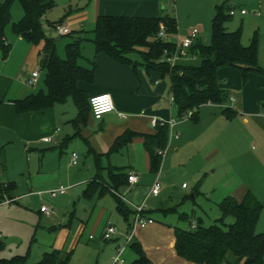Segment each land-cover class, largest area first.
<instances>
[{
  "label": "rangeland",
  "instance_id": "374dc122",
  "mask_svg": "<svg viewBox=\"0 0 264 264\" xmlns=\"http://www.w3.org/2000/svg\"><path fill=\"white\" fill-rule=\"evenodd\" d=\"M225 1L162 0V15L174 17L178 23V34L168 39L176 41L178 38L183 39L193 29H197L199 34L196 41L210 44L216 8ZM262 1L256 0L249 5L244 0H238L239 5L243 4L247 8L248 15L242 17L237 14L226 24L228 32L243 27L242 43L245 46H249L253 38L259 35L261 18L255 14L254 8L257 7L259 10L261 7L262 10ZM54 2L55 7L43 18V25L46 35L61 43L59 55L64 58L66 56L64 44L72 41L73 35L62 37L50 24L68 21L72 11L69 0ZM73 8H76L74 3ZM11 13V23L6 29L8 43L12 45L11 52L7 60L0 58L2 76L0 78L4 83L0 86V110L3 101L7 103L10 100H19L47 91L46 72L41 68L39 82L34 85L27 83L35 68L34 58L37 50L26 63L27 44L22 42L21 37L12 29V23L24 16L19 1L14 2ZM95 28L96 23L85 27L91 34L77 37L84 46L86 43L89 44L83 49V55L87 60L91 59L88 52L92 50L90 39L93 38ZM129 58L144 62L139 53L130 54ZM86 59L81 60L82 66L87 64ZM259 65L264 70V52L260 55ZM250 76L244 83L239 69L219 70L218 78L221 85L229 93L230 98H233L232 102L229 99L225 107L240 111L237 101L245 92L249 106L255 108V102L264 95V75ZM164 79L169 81L167 77ZM59 107L71 115L78 113V108L71 99ZM258 107L264 112V103L261 102ZM222 109L223 107L217 105L202 107L198 123L190 118L182 120V117L177 115L175 118L178 125L174 132L178 130L181 133V140H175L169 134V147L166 148L158 172L150 171L139 144L134 145L131 150L124 148L111 155V164L126 171L132 166L140 175V182L137 185L127 186L122 191L120 188L117 191L130 202L141 204L157 181L163 186L160 197H149L145 202V208L150 211L159 232L147 235L139 228L138 232L134 233L135 241L140 243L145 255L155 264H175L166 254L171 246L174 247L171 243L175 230L191 228L187 222L179 219L180 215L186 214L196 224L202 220L205 226L214 225L221 217L219 204L229 196L238 197L247 191H251L264 204V132L257 134L258 124L251 121L246 125L241 116L236 115L228 119ZM12 123L11 113L6 108L2 109L0 147L4 148V154L0 159V183H14L16 187L14 196L22 197L18 204L0 208V260L23 256L25 259L22 264H37L44 253L60 249L71 254V264H112L111 257L116 254V246L120 239V249L126 247L123 257L126 264H134L137 255L126 242L129 236L128 225L117 211L113 195L107 192L101 198L96 195L84 198L87 182L71 185L68 181L75 176L77 170L83 168L87 152L85 144L75 140L64 149L61 157L60 149L50 151L43 149L44 144L25 143L18 139ZM58 126L63 130L61 133L66 132L67 123ZM176 142L179 143L178 150L174 147ZM170 144L173 145L171 148ZM74 152L80 156L78 166L72 165ZM109 179L108 171L102 170L98 183L100 186L110 188ZM184 184L187 185L186 188H183ZM61 185L69 186L70 189L65 195L53 198L49 192ZM27 194L32 196L24 198L23 196ZM124 203L125 207L132 211L131 216H134L133 208ZM42 206L52 210L51 218H45L41 214ZM173 207L177 208V212L161 211ZM147 212L143 214L147 216ZM228 221L231 222L232 219ZM106 226H112L117 230L113 241H105L100 237ZM257 232L264 233V208ZM91 236L95 238L90 239Z\"/></svg>",
  "mask_w": 264,
  "mask_h": 264
},
{
  "label": "trees",
  "instance_id": "16d2710c",
  "mask_svg": "<svg viewBox=\"0 0 264 264\" xmlns=\"http://www.w3.org/2000/svg\"><path fill=\"white\" fill-rule=\"evenodd\" d=\"M19 1L24 10V16L12 23L14 33L33 45L43 43V53L40 64L46 72V92L32 94L13 101L17 114L44 111L57 105H63L69 99L73 100L79 111V121H84L91 112L90 98L81 83L92 84L96 64L91 68L81 65L83 48L80 40L72 39L64 45L66 56L59 55V43L49 38L43 26V18L55 7L54 0H3L0 2V58L7 60L11 45L7 42L6 29L11 23V8ZM231 5L226 1L216 8L212 21V41L205 44L200 40L189 49L191 58L179 61L176 65L160 64L158 59L164 51L176 52L173 41L168 38L178 34V23L174 17L160 15L159 17H127L99 16L94 30L93 43L96 54L123 64H133L130 54L139 53L146 69L159 72L162 78L170 81V95L174 98L178 117L193 112L191 120L198 121L199 109L207 104L226 106L230 95L221 85L218 78L219 70L236 68L242 73L246 83L250 74L264 75L259 65V37L255 36L249 46L242 43L241 26L234 32H228L226 24L233 16L229 15ZM59 23H53L55 27ZM162 26L165 27L167 38H157ZM196 61L198 64H196ZM223 114L231 119L238 111L231 107H223ZM152 135L129 133L120 137L112 151L118 152L128 145L134 137L144 139V146L149 156L151 172H158L163 163L160 150L167 147L169 141V126L158 124ZM90 153H93L90 151ZM4 148L0 147V159ZM97 174L87 184L84 198H92L96 194L102 196L111 193L117 201L118 212L127 221L132 211L125 207L117 191L130 186L126 169L115 166H103L102 158L95 155ZM1 165V162H0ZM3 167L4 164H2ZM109 173L111 187H103L98 183L100 172ZM103 187V188H102ZM14 183H0V203L14 199ZM221 217L214 225L205 226L199 220L193 228V222L186 215L179 219L187 222L191 228L175 230V249L177 255L194 264H264V233H258L257 228L264 204L251 192L247 191L241 200L229 196L219 204ZM166 213L177 212V208L163 210ZM232 219L231 222L228 220ZM131 248L138 258L134 264H154L145 255L140 243L133 242ZM25 257L16 256L12 259H1L0 264H22ZM37 264H71V254L62 257L59 250L44 253Z\"/></svg>",
  "mask_w": 264,
  "mask_h": 264
},
{
  "label": "crops",
  "instance_id": "0c3cea01",
  "mask_svg": "<svg viewBox=\"0 0 264 264\" xmlns=\"http://www.w3.org/2000/svg\"><path fill=\"white\" fill-rule=\"evenodd\" d=\"M226 1L228 2L229 5L235 6L237 8V13L235 15L240 14L242 17L248 15L247 8L243 4L239 5L237 3L238 0H226ZM244 1L249 5H252L253 2H255L256 0H244ZM161 2L162 0H69L68 3L69 6L71 7L72 16L68 21L63 22L62 24L67 26L71 30V33L69 35H65L62 37H69L73 35L71 39L76 40L77 37L91 34L90 31L87 32L85 30V27L95 25L98 17L102 15L127 16V17H159L160 15H162ZM262 2H263L262 10L261 7H259V10L257 7L254 8L255 14L261 18L259 20L260 32L258 35L260 41L259 60H260V55L262 54V52H264V14H262L264 11V0ZM73 3L76 6V8H73ZM241 9H245L247 13L242 15L240 12ZM50 25L53 29H55V27L52 24ZM74 33L75 35L77 34V36H75ZM21 39L23 40L22 42L27 44L26 49L28 50V56L26 57L25 60L26 63L33 57L35 50H37V54L34 58L35 68L33 67L34 69L32 74L35 71L39 72L40 74V77L38 79L39 82L41 78L40 60L43 53V43L36 46L30 44L22 37ZM169 40L173 42L176 41L175 39H169ZM56 41L58 42V40ZM87 44L88 43H86L85 46L83 44L82 45L85 48ZM90 44H92L91 45L92 50L88 52V56L91 57L92 60L89 58L87 60L85 57L83 58V60L86 59L87 64L84 67L87 68H91L90 65H92L93 63L96 64L94 81L92 84L81 83L80 87L86 90L89 96H94L102 93L110 94L113 98L116 109L114 113L108 114L106 115V117L104 116L101 120H96L93 117V115L88 112L86 119L84 121H79L78 120L79 111L77 115H71L66 110L60 109L59 106L62 105H57L53 108L44 111L31 112L20 115L17 114L15 111V106L13 104V101L15 100H10L7 103L3 101L2 102L3 104H1L2 105L1 110L6 108V110L11 113V119L13 120L12 125L14 127L13 130L15 136H17L18 139H21V141L25 143L31 142L38 145L44 144L45 146H43L44 147L43 149H48L50 151L51 150L53 151L55 149H60V156L62 157L64 149L67 148L69 144L73 143L75 140L82 141L87 149V152L85 154V160L83 161L82 164L83 168L77 170L75 176L73 178L68 179V181L69 183H71V185H76L78 183H83L86 181L87 182L86 187L87 184L97 174L95 155L102 158L103 166L118 167L116 165L111 164V155L112 153H114V151L112 150L116 144V141L120 137H123L124 135L129 133L152 135L156 131L155 127L152 125V121L154 119H157L158 121H169L171 119H176L175 117L178 115L176 106L172 105L170 101L171 99L170 81L168 82L165 81V79L162 78L159 72L148 70L146 69L144 62L141 63L131 58L130 59L132 60L133 64H123L107 57L104 54H96V50L93 43L91 42ZM59 45L61 46V43ZM64 52L66 53L65 50ZM250 75H251L250 77H252L255 74H250ZM0 77L2 76L0 75ZM7 79L12 80L10 78ZM31 79L32 76L28 79L27 82L28 84L31 81ZM3 84H4L3 79L0 78V86ZM90 87L92 88L88 91ZM222 88L224 89V87ZM241 95L242 96L239 97V100L237 101V106L240 109V111L236 109L234 110L238 111L237 115L243 118V122L246 125L250 124L251 121L255 122V124L257 123L258 124L257 134H261L262 132H264V112H261L260 108L258 107V104H260L261 102L264 103V95H262V97L255 102L256 103L255 108L249 106L248 97L245 95V92L242 93ZM231 99L233 98L231 97L230 100ZM207 105L216 106L213 104H207ZM200 109L198 111L197 123L199 122ZM121 113L124 114L125 117H121L119 115ZM62 123L63 124L67 123V128L65 130L66 132H64L65 134L61 133L63 130L58 126L59 124ZM177 131L175 132L169 131V134L174 136L176 133L179 132ZM49 137L52 139L50 142L44 141L46 138ZM173 138L175 140L180 141L181 133L178 139H176L175 137ZM46 144H48L49 146L48 145L46 146ZM136 144H139L142 147L144 158L147 160L149 164V156L145 149L144 139L142 137L140 136L134 137L133 140L128 145L121 148V150H123L124 148L131 150ZM178 144L179 143L177 142L175 143V145L173 143L176 150L179 149ZM173 145L170 144V148ZM167 147H169V141ZM90 151H92L93 153H90ZM105 159H107V161H105ZM149 169H150V164H149ZM128 170H129L127 171L128 175L131 172H133L138 176V183H139L140 175H138L135 172L134 167L130 166ZM68 188L70 189L69 186ZM124 188L126 187L121 188L120 191H122ZM244 195L245 194L240 195L238 197L235 196L233 197L236 198L237 200H241L244 197ZM29 196L32 195L27 194L24 195L23 197L28 198ZM96 196L101 198L103 195L99 196L98 194H96ZM147 196L145 197L143 202H145ZM21 197L22 196H14V199L12 201L6 200L5 202L0 203V208L5 206H10L11 204H16V203L18 204V201L21 199ZM130 203L132 205H140V204H135L133 202ZM131 208L133 207L131 206ZM163 210L165 209H162L161 211ZM146 211H148L147 217L152 218L150 211L147 209ZM163 212L166 213L165 211ZM52 214L50 217H47L44 214L42 215L45 216V218H51ZM132 218L133 216H130V218L127 221L125 220L128 225L129 234L131 233L130 224ZM107 227L108 226L104 228L100 236L101 239L103 240H104L103 235ZM139 228L141 229L142 232H145L147 235L159 232L158 228L155 226V221L151 224H148L144 228L141 227ZM139 228H137L134 231V233L138 232ZM134 233L132 236V241L128 244V246H131L133 242H137V240L135 241ZM94 238L95 237L92 236L90 237V239H94ZM127 238H126V242H127ZM105 241H113V239L105 240ZM173 244L174 247L172 248L171 246L170 251H167L166 253L171 257L173 263L194 264L180 258L177 255L175 249V234L172 238L171 245ZM120 247H121V243H120V239H118L116 252H115L116 254H114L111 257L112 264L114 258L118 255ZM122 248L125 249L121 257L124 260L123 264H126L125 259L123 258L126 252V247H122ZM57 250H59L62 253V257H65L67 254H69L68 252H65L63 250L60 249ZM162 252L163 254H165L164 250Z\"/></svg>",
  "mask_w": 264,
  "mask_h": 264
},
{
  "label": "built area",
  "instance_id": "2783aa9c",
  "mask_svg": "<svg viewBox=\"0 0 264 264\" xmlns=\"http://www.w3.org/2000/svg\"><path fill=\"white\" fill-rule=\"evenodd\" d=\"M240 12L242 15L247 13V11L245 9H241ZM236 13H237V8L235 6H231L230 11H229V15L234 16ZM55 30L61 36L69 35L71 33V30L67 26H65L64 24H57L55 26ZM198 34H199V31L197 29H193V31L187 37H185L183 39L178 38L177 41H174L176 48H177L176 52L172 53V52H169L168 50H165L163 56L158 60V62L160 64L168 63V64L173 66V65H176L179 61L190 59L191 54L189 53V49L195 43L196 39L198 38ZM157 38H167L164 26H162L161 31L157 35ZM39 77H40L39 72L35 71L32 74V79L29 82V85L36 84L38 82ZM170 101H171L172 105H175L173 96H171ZM231 101H233V99H231ZM90 105H91L92 115L96 120H101L104 116L111 114V113H114L116 111L113 98L108 93H102V94H97V95L92 96L90 98ZM222 107L225 108V105ZM192 114H193L192 111L189 112L187 115L182 117V120H186L187 118H191ZM119 115L121 117H125V115L122 113ZM158 124L168 125L170 131L173 132L175 127L178 125V121L176 119H171L169 121H158L157 119H154L152 121V125L154 127H156ZM173 137L178 139L180 137V133L179 132L176 133ZM51 140L52 139L49 137V138H46L44 141L50 142ZM165 153H166V148L159 151V154L162 157H164ZM71 161H72L73 166H78L80 164L79 154L74 152L72 154ZM128 183L130 186L137 184L138 183V176L135 173L131 172L128 175ZM186 187H187V185L184 184L183 188H186ZM162 188H163V186L157 181L151 187L147 198L148 197H159L161 195ZM68 189H69L68 187L60 186L59 188L51 190L49 192V194L52 197H57L59 195L66 194L68 192ZM119 197L124 202H126L130 206H132L133 210L135 212L134 216L132 218L131 224H130V232L131 233L129 234V236L127 238V244H129L132 241L133 233L137 228H139V227L144 228L148 224L153 223L154 220L143 214L146 211L145 202H146L147 198H146L145 202H143L140 205H132L123 195H119ZM40 211L42 214H44L47 217L51 216V214H52V210L46 206H42ZM192 227L193 228L196 227V224L194 222L192 224ZM116 233H117V230L114 227L108 226L104 235H103V238H104V240H111ZM124 249L125 248H122L119 250L118 255L113 260V264H123L124 263V260L121 257L123 252H124Z\"/></svg>",
  "mask_w": 264,
  "mask_h": 264
}]
</instances>
